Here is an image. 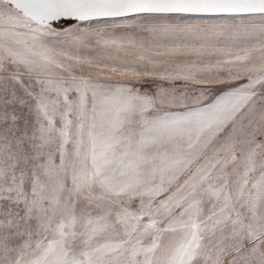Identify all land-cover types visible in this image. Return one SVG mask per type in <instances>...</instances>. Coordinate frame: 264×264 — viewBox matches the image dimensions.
<instances>
[{"label": "snow or ice", "instance_id": "1", "mask_svg": "<svg viewBox=\"0 0 264 264\" xmlns=\"http://www.w3.org/2000/svg\"><path fill=\"white\" fill-rule=\"evenodd\" d=\"M0 264H264V0H0Z\"/></svg>", "mask_w": 264, "mask_h": 264}]
</instances>
